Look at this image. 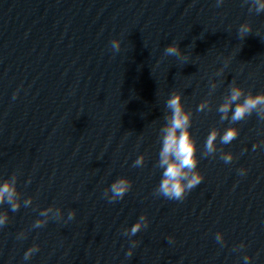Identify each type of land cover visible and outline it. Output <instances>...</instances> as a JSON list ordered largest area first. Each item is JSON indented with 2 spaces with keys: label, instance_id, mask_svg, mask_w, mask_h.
Segmentation results:
<instances>
[{
  "label": "clouds",
  "instance_id": "obj_1",
  "mask_svg": "<svg viewBox=\"0 0 264 264\" xmlns=\"http://www.w3.org/2000/svg\"><path fill=\"white\" fill-rule=\"evenodd\" d=\"M248 3L249 0H244ZM223 4V0H216V6L219 7ZM255 11L257 14L264 12V0H251V6L249 12ZM252 28L247 22L240 25L238 33L241 38H245ZM111 47L115 52H118L121 47L119 40L111 41ZM166 56H174L180 59H187L181 48L176 43L169 44L164 49ZM223 69L217 72V75L222 74ZM217 84L215 82L210 83V95L215 91ZM14 94V97L15 98ZM210 101L208 99L203 100L197 108V111H204L209 109ZM164 123L159 128L158 140L160 143V149L158 152V159L155 167L162 170L161 179L158 186L154 190L156 196H163L168 200L183 201L189 192H191L196 186H198L202 180L203 175L198 170L199 157L197 155V143L193 137L190 128L192 125V112L186 110L182 102V93L174 91L166 101L165 104ZM217 112L220 114V121H229L230 124H234L239 121L245 120L253 113L257 117L264 121V92L253 94L251 91L247 93L245 90L233 82L227 94L223 97L222 103L217 107ZM239 135V129L234 126L227 127L223 134H220L218 128H212L206 137L204 144V150L201 156L208 157L214 156L217 151V138L219 137L221 144H230ZM254 148L257 145L253 146ZM221 152L220 158L225 163H231L234 159L231 152ZM145 163V156L139 155L133 162V167H143ZM241 175L246 173V169L239 170ZM17 174L13 173L10 177L0 181V205L8 204L12 212H16L21 207V193L17 189ZM132 182L127 177L117 178L109 188L105 189L104 197L108 201L115 202L121 200L130 191ZM32 197H28L23 200V205L28 207L32 204ZM40 217L44 219H37L33 227L39 228L44 226L48 219L55 218L60 220L62 218V212L60 208L54 206L47 207L39 213ZM76 213L74 210L68 212V219H74ZM9 221L7 212H0V228H3ZM147 217L141 215L139 219L131 226L130 229H125L124 234L128 236H134L142 228H147ZM18 239L25 238V233L18 234ZM215 239L217 242L223 244V234L217 232ZM172 241V237H169V242ZM137 241H132V247L128 249L126 256L132 255V249L136 246ZM244 247L243 243L238 246L239 249ZM39 251V246L33 244L24 253V260H29L33 254ZM245 264L251 260V257L244 256Z\"/></svg>",
  "mask_w": 264,
  "mask_h": 264
}]
</instances>
